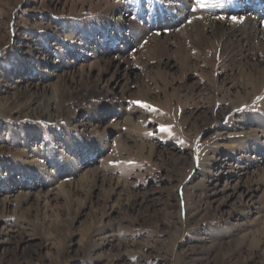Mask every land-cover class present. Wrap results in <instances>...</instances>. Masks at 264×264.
Segmentation results:
<instances>
[{"label": "rangeland", "instance_id": "obj_1", "mask_svg": "<svg viewBox=\"0 0 264 264\" xmlns=\"http://www.w3.org/2000/svg\"><path fill=\"white\" fill-rule=\"evenodd\" d=\"M0 264H264V0H0Z\"/></svg>", "mask_w": 264, "mask_h": 264}, {"label": "snow or ice", "instance_id": "obj_2", "mask_svg": "<svg viewBox=\"0 0 264 264\" xmlns=\"http://www.w3.org/2000/svg\"><path fill=\"white\" fill-rule=\"evenodd\" d=\"M197 3L201 6V7H204V6H207V0H197ZM233 21H237L238 18L237 17H232ZM133 103H138V104H141L143 107L145 108H149L150 110H155L152 108L151 105H148V104H145L143 102H139V101H134ZM161 130L163 131H167L169 130V126H161Z\"/></svg>", "mask_w": 264, "mask_h": 264}, {"label": "bare ground", "instance_id": "obj_3", "mask_svg": "<svg viewBox=\"0 0 264 264\" xmlns=\"http://www.w3.org/2000/svg\"><path fill=\"white\" fill-rule=\"evenodd\" d=\"M255 19V18H254ZM253 18H249V19H246V24H248L249 26H254V25H256V23H257V21L258 20H254ZM242 24H243V22H242ZM208 25V24H207ZM247 25V26H248ZM217 26V25H216ZM222 26V25H221ZM232 26V25H231ZM200 27V26H199ZM242 27V26H241ZM233 28V27H232ZM240 29V28H239ZM242 29V28H241ZM249 29V28H248ZM230 30V29H229ZM231 31V30H230ZM257 31V30H256ZM232 32V31H231ZM243 33V32H242ZM247 33V32H246ZM249 33V32H248ZM228 34V33H227ZM235 33L233 32L232 33V35H234ZM222 35V34H221ZM248 36V35H247ZM229 37H230V35H229ZM222 38V37H221ZM226 38V37H225ZM244 38V37H243ZM242 38V39H243ZM241 39V38H240ZM155 40V39H154ZM158 43H159V41H158ZM158 43H156V45L158 44ZM111 64V62L109 61V65ZM117 69H119V66H118V68ZM122 73H124V72H122ZM243 119V118H242Z\"/></svg>", "mask_w": 264, "mask_h": 264}]
</instances>
